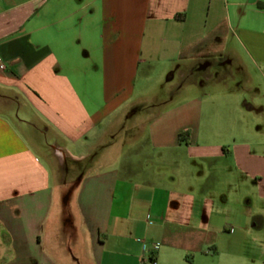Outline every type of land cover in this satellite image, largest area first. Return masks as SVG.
Segmentation results:
<instances>
[{
	"label": "crops",
	"instance_id": "0c3cea01",
	"mask_svg": "<svg viewBox=\"0 0 264 264\" xmlns=\"http://www.w3.org/2000/svg\"><path fill=\"white\" fill-rule=\"evenodd\" d=\"M0 60V264H264V0H0Z\"/></svg>",
	"mask_w": 264,
	"mask_h": 264
},
{
	"label": "rangeland",
	"instance_id": "374dc122",
	"mask_svg": "<svg viewBox=\"0 0 264 264\" xmlns=\"http://www.w3.org/2000/svg\"><path fill=\"white\" fill-rule=\"evenodd\" d=\"M153 83L156 84L157 82L154 81ZM212 86L216 87L215 85H210L206 88L205 92L206 93L210 92L209 95H211L213 97V95H218L219 92L217 90H215V88L213 89ZM155 89H156L155 90L156 93H158L159 96L161 97L160 99H163V100H166L169 102H170V99H172L173 100L172 104L180 101V99L183 97V95L181 96V94L179 92H177L178 94L177 93L176 94L167 93L165 84L163 82L160 84V86L155 85ZM221 100H222V98H221ZM212 102H214V103L220 102V104H222V102L220 101V99L218 97H214L212 99ZM8 115L11 116V118H14V120H15L17 117H21L22 114H21V111L19 110V108L14 106L13 110L10 111L8 113ZM233 119L231 118V121H233ZM261 120L263 121V124L261 126V129H259V130H257V128H254L253 130H246L245 131V129H243V124H239L238 128H237V126H235L231 123L226 124L223 127L219 126V128H217L215 130V131H217V133L219 135L218 140L220 143H222L224 145L227 144V145L231 146L232 148H233L232 143H233L234 139H237V141H239V142H243V141H245V142H248V141L256 142V141H260V140L264 142V116L262 117ZM19 126H20V129H23V127L20 124H19ZM140 130H141V128L137 125L136 126H132L130 124L126 125L121 130L120 137L122 136L121 138H125L126 140H128L130 138L135 137L138 133H140ZM209 131H213V129H210ZM39 138H40V141L42 142V145L40 146L37 144L36 146L40 149L39 151L44 156L48 155L50 157V158H46L47 162H48L50 167L56 168V170L58 171L59 180L62 183L66 182V181L67 182L75 181V179L82 172L84 164L74 163L72 160H70L68 158H64V156L58 154L56 152V150H53V153H52V151H48L49 148L47 145H49V143H50L49 139L45 136H42V135H40ZM226 148H227V146H226ZM232 151H233V149H232Z\"/></svg>",
	"mask_w": 264,
	"mask_h": 264
},
{
	"label": "trees",
	"instance_id": "16d2710c",
	"mask_svg": "<svg viewBox=\"0 0 264 264\" xmlns=\"http://www.w3.org/2000/svg\"><path fill=\"white\" fill-rule=\"evenodd\" d=\"M184 136H185V134H180V136H179V140H180V141H183Z\"/></svg>",
	"mask_w": 264,
	"mask_h": 264
},
{
	"label": "built area",
	"instance_id": "2783aa9c",
	"mask_svg": "<svg viewBox=\"0 0 264 264\" xmlns=\"http://www.w3.org/2000/svg\"><path fill=\"white\" fill-rule=\"evenodd\" d=\"M0 62H1V60H0Z\"/></svg>",
	"mask_w": 264,
	"mask_h": 264
}]
</instances>
